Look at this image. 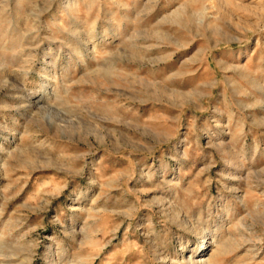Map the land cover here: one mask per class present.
I'll return each instance as SVG.
<instances>
[{
  "label": "rangeland",
  "instance_id": "rangeland-1",
  "mask_svg": "<svg viewBox=\"0 0 264 264\" xmlns=\"http://www.w3.org/2000/svg\"><path fill=\"white\" fill-rule=\"evenodd\" d=\"M0 264H264V0H0Z\"/></svg>",
  "mask_w": 264,
  "mask_h": 264
},
{
  "label": "bare ground",
  "instance_id": "bare-ground-1",
  "mask_svg": "<svg viewBox=\"0 0 264 264\" xmlns=\"http://www.w3.org/2000/svg\"><path fill=\"white\" fill-rule=\"evenodd\" d=\"M11 85L14 86V87L16 86V85H13V84H11ZM16 87H17V86H16ZM16 89H18V88H16ZM19 89H20V88H19Z\"/></svg>",
  "mask_w": 264,
  "mask_h": 264
}]
</instances>
